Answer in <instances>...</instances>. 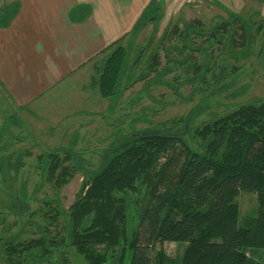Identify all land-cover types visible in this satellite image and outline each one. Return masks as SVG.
I'll use <instances>...</instances> for the list:
<instances>
[{
	"label": "trees",
	"instance_id": "1",
	"mask_svg": "<svg viewBox=\"0 0 264 264\" xmlns=\"http://www.w3.org/2000/svg\"><path fill=\"white\" fill-rule=\"evenodd\" d=\"M8 8L0 10V19L7 18ZM162 10V3L152 0L132 30L98 54L90 80L102 98L117 100L127 89L122 87L123 76L128 68L132 71L136 67L146 48L142 47L129 64L130 47L123 42L129 34L132 41L147 23L157 24ZM75 13L85 15L89 9L78 7ZM239 20L228 16L208 30L193 20L181 30L177 26L165 30L144 72L134 81L159 75L158 51L164 42L176 37L183 41V48L188 47L192 35L206 37L212 45L229 46L232 51L236 46L245 48L253 42L254 23ZM4 21L2 27L9 20ZM263 26L264 19H260L257 34ZM132 76L131 72L127 76L129 85ZM5 127H0V140ZM187 134L196 147L186 141ZM78 157L71 148H56L37 156L42 183L50 185L55 196L80 172ZM2 165L7 170L17 169L22 162L12 164L9 156L0 158V171ZM82 178L67 210L46 200L43 211L30 214L31 218L40 215L44 221L38 236L20 239L17 235L16 242H6L1 229L7 215L0 211V248L7 262L26 264L23 261L32 253H36L31 256L33 262H47L54 251L63 255L68 248L85 264H264V96L195 127L185 122L177 132L131 134L112 144L99 168L83 173ZM240 192L256 197V209L245 221H240ZM14 204L11 209H15ZM61 217L64 236L57 230ZM165 242L184 246L182 252L172 258L162 248L153 255L146 250Z\"/></svg>",
	"mask_w": 264,
	"mask_h": 264
},
{
	"label": "rangeland",
	"instance_id": "2",
	"mask_svg": "<svg viewBox=\"0 0 264 264\" xmlns=\"http://www.w3.org/2000/svg\"><path fill=\"white\" fill-rule=\"evenodd\" d=\"M159 1L163 6L161 20L157 24L147 23L132 41L129 42V34L123 42L125 47H130L129 64L142 47L146 49L136 67L132 71L128 68L123 76L122 87L127 89L117 100L102 98L91 86L90 77L95 72L88 65L34 97L30 93L28 98H22L19 94H24L26 89L18 84L14 88L19 94L11 92V95L6 87L5 92L0 86V127L6 124L0 140V158L10 156L12 164L22 162L17 169L7 170L2 165L0 171V211L7 215L1 236L6 242H16L17 235H21L20 239L38 236L44 221L40 215L31 218L30 214L43 211V201L50 200L67 210L80 189L82 174L97 170L107 149L120 139L141 131L177 132L185 122L195 127L264 96V26L256 33L259 20L264 19V0ZM228 16L254 23L253 42H248L245 48L236 46L232 51L229 46L212 45L206 37L192 35L188 47L183 48V41L176 37L164 42L158 51L159 75L134 81L144 72L165 30L169 32L173 26L181 30L193 20L208 30ZM234 38L239 39L238 35ZM184 61L189 64L179 65ZM130 72L131 85L127 81ZM201 75L204 77L200 78ZM185 139L193 144L190 134ZM56 148L76 151L80 168L57 196L50 185L42 183L36 169L37 156ZM13 203L15 209H11ZM237 203L240 221L247 220L256 209V197L252 193L240 192ZM59 222L57 230L64 236L62 217ZM183 247L165 242L146 250L153 255V251L162 248L167 256L174 258ZM34 254L23 262L36 263L39 259L33 262ZM41 260L39 264H85L82 257L68 248L63 255L54 251L50 262ZM0 264H11L6 261L3 248H0Z\"/></svg>",
	"mask_w": 264,
	"mask_h": 264
},
{
	"label": "crops",
	"instance_id": "3",
	"mask_svg": "<svg viewBox=\"0 0 264 264\" xmlns=\"http://www.w3.org/2000/svg\"><path fill=\"white\" fill-rule=\"evenodd\" d=\"M150 2L0 0V10L9 7L0 19L1 88L19 94L18 84L26 89L22 98L34 97L82 66L93 70L98 54L130 32ZM78 7L89 13L74 14Z\"/></svg>",
	"mask_w": 264,
	"mask_h": 264
}]
</instances>
